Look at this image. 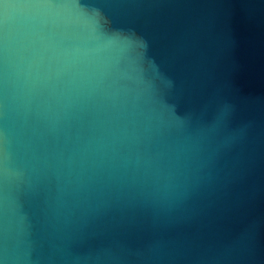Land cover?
<instances>
[{
	"label": "water",
	"instance_id": "obj_1",
	"mask_svg": "<svg viewBox=\"0 0 264 264\" xmlns=\"http://www.w3.org/2000/svg\"><path fill=\"white\" fill-rule=\"evenodd\" d=\"M0 264H264V0H0Z\"/></svg>",
	"mask_w": 264,
	"mask_h": 264
}]
</instances>
